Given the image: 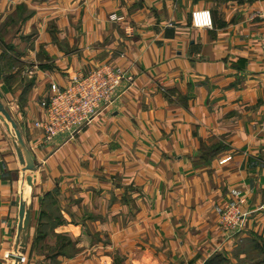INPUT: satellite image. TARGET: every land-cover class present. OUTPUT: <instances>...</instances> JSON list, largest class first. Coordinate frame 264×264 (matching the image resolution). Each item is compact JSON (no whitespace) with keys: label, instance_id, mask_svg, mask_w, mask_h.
I'll return each instance as SVG.
<instances>
[{"label":"crops","instance_id":"obj_1","mask_svg":"<svg viewBox=\"0 0 264 264\" xmlns=\"http://www.w3.org/2000/svg\"><path fill=\"white\" fill-rule=\"evenodd\" d=\"M23 5L34 11L26 26L41 29L40 44L32 48L44 47L50 58L39 64L35 86L15 117L32 157L44 164L35 189L47 193L63 181L77 188L74 198L92 200L93 194L102 196L96 192L106 180L107 185L139 186L127 196L140 204V227L117 231L134 235L132 229L142 228L149 239L113 241L122 251L131 248L125 264L208 260L164 259L162 253L152 259L163 243L154 238L155 216L163 217L159 227L167 235L176 229L194 242L203 233L192 247L208 246L209 238L217 247L221 236L233 254L225 264H237L234 253L240 244L264 247V0H0V8ZM202 9L211 11L212 29L193 26L192 13ZM52 24L56 30L51 31ZM106 63L125 67L134 75L133 86L73 138L46 142L34 123L42 116L40 101L50 83L66 84L75 73ZM211 152L218 154L209 160ZM107 159L132 174L117 180L119 168L111 166L116 171L105 177L99 169L112 164ZM20 183L27 199L30 188L19 171L15 142L0 123V264H17L14 251L24 241L18 238ZM93 188L98 190H88ZM108 195L117 200L115 210H124L118 202L124 195ZM241 199L246 200L241 227L223 237L222 209ZM140 244L151 254L145 253L147 259L135 253ZM95 256L82 254L62 264H112L99 257L97 247ZM138 256L143 259H134Z\"/></svg>","mask_w":264,"mask_h":264},{"label":"rangeland","instance_id":"obj_2","mask_svg":"<svg viewBox=\"0 0 264 264\" xmlns=\"http://www.w3.org/2000/svg\"><path fill=\"white\" fill-rule=\"evenodd\" d=\"M33 14L34 11L26 5L18 7L17 9H13V7L0 8V86H2L0 88V102L4 105L14 121L16 115L18 116V114L23 112L24 107H22V105L25 104L23 100H27L28 94L35 86L36 77L38 75L37 71L41 69L39 64L50 60L46 55L47 53L44 47H40L38 50L37 48H32L40 44L38 43V38L41 32L40 27H37L36 24H29V26H26V22ZM1 16H4V18H1ZM41 22L44 24V21L41 20ZM52 29H55L53 24L51 26V31ZM1 90L4 91L2 92ZM16 100H18L17 104L19 105L15 103ZM0 123L3 127H6L10 137L14 141L13 132H9L6 123L2 119H0ZM15 123L18 127L17 121H15ZM18 129L20 131L19 127ZM26 147L31 154L29 147L27 145ZM217 154V152H211L209 155L211 159L209 160H212ZM205 159L207 158L205 157ZM32 160L34 162L33 169H26L19 159V171L21 175L24 176V180H27L28 187L26 185V188H30L29 197L25 199L22 183H20V190L22 188L21 194L26 204V210L30 211L31 214L26 231L22 230L20 232L18 226V238H25V244L24 246H22L24 242L18 244L19 247L17 246L14 251V254L17 253L15 255L17 264H19L17 259H20L21 262L24 259H53L51 264H62L63 260L75 259L82 254L84 256H89L84 257L86 259H95L96 247L101 259H111L110 262H112V264H125L127 259L126 255H129L127 249L131 248L127 247V249L124 248V251H122L120 248L113 247V241L120 239L121 241H125V244H128L127 242H133L137 238L141 240L149 239L148 237L144 238L146 233L142 228L137 229L140 227L137 226V223H140L143 219L139 213L140 209L138 206L140 204H138L137 200L131 197L128 198L129 196H127L129 193L136 191V189L138 190L139 186L135 187L134 185L123 184L120 181H115L113 184L109 183L110 185H107L106 182L110 181L106 180L103 182L102 189H88L91 190V192L98 190L96 193H98V195L102 193L101 197L98 196L97 199L96 195L93 194L92 200H84L81 196L80 198L73 197L78 193L75 191L77 188L74 185H65L63 181H60L61 183H56L54 188L45 193V188V190L35 189L36 185H40V171L38 169L44 164L39 161L37 163L40 164L37 165L33 157ZM107 161L109 164L112 163H110L108 159ZM111 166L119 168V173L116 174L115 177L117 180L122 176L125 177L132 174L130 172H125L126 169H124V167L120 168L119 165H114L113 163L103 168L101 167L99 169L100 173L108 177L107 175L109 174H106L107 172L116 171L115 168ZM27 171H29V176L25 173ZM158 188L161 190V186ZM118 189H121L120 192ZM160 190L158 191L160 192ZM110 192H116L125 196H122L124 198L118 201L121 202L120 206L124 207V210L114 209L113 203L117 200L108 195ZM225 207L221 212L220 223L222 222ZM138 218L140 220L135 223V220ZM153 218H158L154 226V232L156 233L154 238L161 243L163 242L162 246L164 245V247H156V250L151 256V254L147 253V247L145 248V246L140 244V249H136L135 251L137 255L138 253H142L141 255H145L146 259L149 257L148 255H150L152 259H155V257L159 259L160 253L163 254L164 259H206L207 256L208 259H210L214 255L220 253L223 255L221 256L224 257L222 259L226 260L225 263H227L233 255L232 253L230 255L229 252L227 253V250L230 249L226 247L227 243L225 245L223 244V242L226 241H223V239L221 240V236L218 240H220L219 242H222V244L217 247L213 245L214 242L211 238L208 239V246L206 245L204 248L192 247L193 243L196 244L199 242L200 236H202L203 233H200L202 235H198L199 239L194 237V242L190 240L187 241L185 233L175 232L176 229L174 232L167 235L166 232L159 227L161 226L159 219L163 220V217L155 216ZM135 226H137L135 231L133 229L130 231L134 233V235L129 234L122 236L124 233H118L120 231H117L119 228L127 230L128 227L131 229ZM220 228L223 237L226 235L227 238L231 236L230 231L235 233V231L239 229L230 230L225 227L222 228L221 224ZM189 233L193 236L198 234L195 231H189ZM182 240L185 242L184 244L179 242ZM169 242H171V245ZM81 244H83L82 247ZM212 245L213 247H211ZM14 254L11 255L13 259ZM240 254H244V257H240ZM234 256L236 257L235 262L237 264H263L264 260L262 262L257 259H264V247L256 248L247 243L240 244L235 250ZM134 259L143 258L138 256ZM245 259H247V261H245ZM28 264L37 263L30 261Z\"/></svg>","mask_w":264,"mask_h":264},{"label":"built area","instance_id":"obj_3","mask_svg":"<svg viewBox=\"0 0 264 264\" xmlns=\"http://www.w3.org/2000/svg\"><path fill=\"white\" fill-rule=\"evenodd\" d=\"M110 19L118 21L115 15ZM261 19L264 24V12ZM192 24L197 29H212L211 11H194ZM260 46L264 54V26ZM134 82L133 74L113 63L102 64L88 72H77L66 84L51 82L46 96L40 101L42 116L34 126L43 131L46 142L58 136L71 139L91 125L103 111L114 107L121 94ZM245 203L246 200L241 199L225 207L222 224L226 229L241 227L245 216L242 206Z\"/></svg>","mask_w":264,"mask_h":264},{"label":"water","instance_id":"obj_4","mask_svg":"<svg viewBox=\"0 0 264 264\" xmlns=\"http://www.w3.org/2000/svg\"><path fill=\"white\" fill-rule=\"evenodd\" d=\"M0 119H2L6 125L7 128L9 129V132H13L14 136V142H15V147L16 151L18 153V157L20 159V162L23 166H25L26 169H33L34 167V162L32 160L31 154L29 153L24 140L22 138L21 132L19 131L17 124L15 121L12 119L4 105L0 102ZM12 128V129H11ZM30 211L26 210V204L24 201L21 202L20 206V223H19V230L20 232L22 230H27L28 225H29V220H30ZM23 245L25 244V238L23 241ZM17 262H20V259H17Z\"/></svg>","mask_w":264,"mask_h":264},{"label":"trees","instance_id":"obj_5","mask_svg":"<svg viewBox=\"0 0 264 264\" xmlns=\"http://www.w3.org/2000/svg\"><path fill=\"white\" fill-rule=\"evenodd\" d=\"M222 254L218 253L216 255H214L213 257H211L210 259H208L204 264H225V259H222L224 257L221 256Z\"/></svg>","mask_w":264,"mask_h":264}]
</instances>
